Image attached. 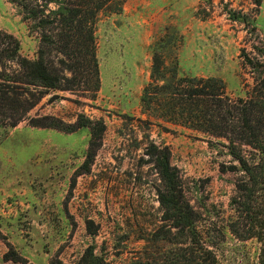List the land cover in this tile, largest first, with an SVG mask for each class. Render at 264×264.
<instances>
[{
    "label": "rangeland",
    "instance_id": "obj_1",
    "mask_svg": "<svg viewBox=\"0 0 264 264\" xmlns=\"http://www.w3.org/2000/svg\"><path fill=\"white\" fill-rule=\"evenodd\" d=\"M0 31L37 57L40 35L10 0H0ZM95 34L97 90L39 89L25 118L0 123V264H78L89 247L126 264L145 248L156 256L155 244L175 248L151 154L164 146L216 264H261V243L229 227L241 173L222 171L236 163L226 141L165 121L142 95L157 53L179 77H217L246 98L257 73L243 54L264 63V0H124L100 13ZM7 65L12 76L18 66Z\"/></svg>",
    "mask_w": 264,
    "mask_h": 264
},
{
    "label": "trees",
    "instance_id": "obj_2",
    "mask_svg": "<svg viewBox=\"0 0 264 264\" xmlns=\"http://www.w3.org/2000/svg\"><path fill=\"white\" fill-rule=\"evenodd\" d=\"M10 1L21 8L24 20L30 21L31 29L40 35V47L37 57L29 59L21 54L17 37L0 31V79L4 80L0 84V123L13 124L25 118L37 103L35 92L42 93L39 89L97 90V19L107 6L124 0ZM261 1L255 3L261 5ZM229 15L239 19L233 12ZM243 55L257 73L246 98L229 96L223 80L217 77H179L177 68L169 69L155 53L151 81L144 88L142 101L147 108L156 104L165 121L203 133L209 143L216 139L226 141L227 154L236 163L222 171L241 173L230 202L236 216L230 219L229 227L238 239L256 238L261 243L264 264V63ZM8 63L18 66L12 76L7 73ZM165 71L172 73L171 80ZM160 79L164 84H158ZM49 125L62 129L57 124ZM151 154L156 155L155 165L163 182L158 194L163 220L176 229L174 235L167 230L165 233L172 236L164 233L163 239L176 247L163 251L155 244L156 256L145 248L126 264H216L215 253L201 238L199 214L185 197L169 147L156 148ZM52 264L66 263L56 259ZM78 264L110 263L89 247Z\"/></svg>",
    "mask_w": 264,
    "mask_h": 264
}]
</instances>
